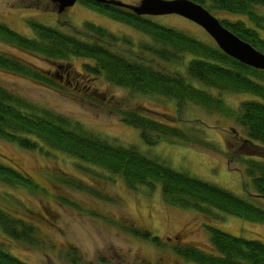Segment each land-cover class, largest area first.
<instances>
[{
	"label": "trees",
	"instance_id": "obj_1",
	"mask_svg": "<svg viewBox=\"0 0 264 264\" xmlns=\"http://www.w3.org/2000/svg\"><path fill=\"white\" fill-rule=\"evenodd\" d=\"M49 1L21 0L20 6L47 10L44 3ZM79 1L83 6L134 29L139 38L132 40L116 35L90 22H86L79 31L68 22V27L79 34L77 37L35 20L28 22L35 36L28 38L0 23L1 42L58 64L56 72L47 73L14 55L0 52V70L53 88L59 86L61 73H64L62 77L66 84L70 81L69 65L73 59H84L87 62L82 64V68L87 76L101 77L108 84L131 94L174 100L178 115L184 104H193L208 112L218 111L223 105L222 100L211 97L205 91L208 89L220 93L252 94L258 100L241 103L237 111L220 110L234 118L235 123L246 132L247 139H243L245 142L254 148L264 149L263 70L254 69L227 56L214 42H203L182 31L161 25L155 17L139 16L129 9L93 0ZM191 1L202 5L212 14L222 12L236 16V19H220V22L234 35L264 54V39L258 34V30L264 26V15L257 12L259 8L264 9V0ZM186 62V74H183ZM168 66L180 68L170 69ZM89 93L85 97L92 99ZM118 114L124 124L140 131L142 140L149 146L161 142L199 146L196 138L192 141L186 131L176 125L177 116L166 115L157 120L140 110H118ZM0 140L31 152H43V148H51L73 158L81 172L98 175L96 172L99 171L115 176L134 192L158 189L165 205L196 212L212 221L219 220L221 214H229L245 221L264 224L263 160L245 159V176L250 181L252 193L247 199H242L215 184L174 170L148 157L136 147L104 139L84 129L79 122L38 106L2 85ZM200 141L203 142L202 139ZM202 144L206 148H213L210 144ZM229 157L230 162L241 158L240 155ZM0 182L30 192L38 190L28 173L10 166L5 159H0ZM78 183L69 177L64 180L68 186L80 191L87 190L89 194L102 198L100 191ZM7 210L0 207L2 234L9 240L37 246L39 241L36 239V227L26 224ZM128 230L136 238L162 246V241L153 237L150 231L136 228ZM206 231L208 250L192 244H180L174 247L173 254L187 264H264V242L236 237L209 225ZM3 248L1 244L0 264H29Z\"/></svg>",
	"mask_w": 264,
	"mask_h": 264
},
{
	"label": "rangeland",
	"instance_id": "obj_2",
	"mask_svg": "<svg viewBox=\"0 0 264 264\" xmlns=\"http://www.w3.org/2000/svg\"><path fill=\"white\" fill-rule=\"evenodd\" d=\"M116 1L138 5L141 0ZM20 3L21 0H0V23L28 38L35 36L29 20L77 37L79 34L68 27V22L79 31L86 22H90L116 35L132 40L139 38L134 29L83 6L80 1L62 14L56 13V6L51 1L44 3V7L52 11H47V8L27 9ZM257 12L264 15L263 8ZM213 16L219 21L237 18L222 12ZM155 20L203 42H214L200 26L181 16H158ZM258 34L264 39V26ZM0 52L14 55L47 73L57 70L58 64L1 41ZM84 62L87 60L73 59L69 65L70 81L66 84L62 77L64 73H61L59 86L53 88L1 70L0 85L38 106L79 122L84 129L104 139L136 147L174 170L215 184L242 199L248 198L252 191L245 176L244 161L247 158L264 161V149L254 148L245 142L246 132L234 118L221 110L237 111L241 103L258 100L256 96L208 89L205 91L211 97L222 100L221 110L208 112L193 104H184L178 115L176 101L131 94L108 84L101 77H89L83 72ZM187 62L181 69L183 74H186ZM89 91L92 99L85 97ZM118 110H140L157 120L166 115L177 116L176 125L185 130L191 140L196 138L199 146L176 142L149 146L142 140L139 130L122 122ZM199 139L213 148H206ZM0 155L4 156L0 159H5L10 166L28 173L38 186V190L30 192L0 182V207L6 212L9 209L26 224L34 225L39 241L37 246L22 244L7 239L0 231V245L29 264H187L173 254L174 247L192 244L208 250L207 225L236 237L264 242V224L229 214H221L219 220L212 221L190 210L169 207L158 189L134 192L115 176L99 171L96 172L98 175L81 172L73 158L48 147L43 148V152H31L0 140ZM230 155H240L241 158L230 162ZM68 177L100 191L102 198L64 184ZM129 228L150 231L153 237L162 241V246L136 238Z\"/></svg>",
	"mask_w": 264,
	"mask_h": 264
},
{
	"label": "water",
	"instance_id": "obj_3",
	"mask_svg": "<svg viewBox=\"0 0 264 264\" xmlns=\"http://www.w3.org/2000/svg\"><path fill=\"white\" fill-rule=\"evenodd\" d=\"M79 0H51L59 14L66 12ZM97 3L122 7L139 16L178 15L200 26L227 56L257 70L264 71V54L225 28L213 14L191 0H141L127 5L116 0H93Z\"/></svg>",
	"mask_w": 264,
	"mask_h": 264
}]
</instances>
